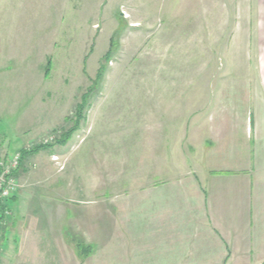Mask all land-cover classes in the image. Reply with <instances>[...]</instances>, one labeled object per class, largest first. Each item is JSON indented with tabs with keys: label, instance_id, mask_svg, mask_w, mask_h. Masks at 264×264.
I'll return each mask as SVG.
<instances>
[{
	"label": "rangeland",
	"instance_id": "1",
	"mask_svg": "<svg viewBox=\"0 0 264 264\" xmlns=\"http://www.w3.org/2000/svg\"><path fill=\"white\" fill-rule=\"evenodd\" d=\"M246 1L0 0V156L51 145L20 160L18 192L6 202L13 216L0 236L8 222L37 220L62 224L39 236L97 245L101 226L105 233L99 143L112 126L142 146L163 136L149 125H167L173 134L187 125V144L204 148L217 130L242 138L244 112L263 94L264 67V20L246 19ZM81 105L79 130L59 144L79 123ZM135 152L118 161L127 188L130 172L143 177L148 169L147 149ZM174 165L168 175L177 174ZM89 253L96 256L0 255V264L123 263L114 251Z\"/></svg>",
	"mask_w": 264,
	"mask_h": 264
},
{
	"label": "crops",
	"instance_id": "2",
	"mask_svg": "<svg viewBox=\"0 0 264 264\" xmlns=\"http://www.w3.org/2000/svg\"><path fill=\"white\" fill-rule=\"evenodd\" d=\"M246 3L250 6L246 19L264 20V0ZM261 69L263 94L255 98L260 102L257 108L244 112L248 124L239 128L242 138L236 137V131L217 130L211 145L204 148L202 143L198 147L187 144V125L184 134L182 126L173 134L167 125H149L151 133L163 136L157 140L154 135L155 139L142 146L133 137L120 135L119 126L110 128L111 137L104 136L99 143V191L105 198L99 211L105 219V233L101 226L97 245L89 242V247H82L73 236L37 234L50 227L59 230L62 224L56 222L13 220L1 233L0 255L96 256L83 254L89 250L99 251V256L114 251L112 256H119L122 264H264V67ZM198 113H180V118L185 122L187 116ZM153 115L166 117L171 112ZM192 129L197 130V125ZM140 147L147 149L148 169L143 177L136 176L137 170L130 172L127 183L131 187L127 188L121 183L118 161L137 157L135 150ZM174 162L178 172L168 175L167 167ZM112 229L115 250L109 245Z\"/></svg>",
	"mask_w": 264,
	"mask_h": 264
},
{
	"label": "built area",
	"instance_id": "3",
	"mask_svg": "<svg viewBox=\"0 0 264 264\" xmlns=\"http://www.w3.org/2000/svg\"><path fill=\"white\" fill-rule=\"evenodd\" d=\"M20 160L19 154L0 156V228L3 227L5 219L11 216L10 209L5 205L18 192L15 173L19 169Z\"/></svg>",
	"mask_w": 264,
	"mask_h": 264
},
{
	"label": "trees",
	"instance_id": "4",
	"mask_svg": "<svg viewBox=\"0 0 264 264\" xmlns=\"http://www.w3.org/2000/svg\"><path fill=\"white\" fill-rule=\"evenodd\" d=\"M50 72V68L48 69V73ZM101 77V76H100ZM84 99V98H83ZM80 114H79V123H77L72 129H70L69 131H67L62 137L61 139V142H59V144H62V145H66L70 139L73 137V135L79 130L80 128V122H82V112H83V106L81 105L80 109ZM78 120V119H77ZM58 143V142H57ZM51 145H39V146H36L30 150L28 149H24L21 151V161H22V165H23V162L26 160L27 157L31 156V155H35V153L37 154L38 152H40L41 150H44L46 148H49ZM5 207H9L8 206V203H6ZM10 209V208H9ZM1 229V228H0Z\"/></svg>",
	"mask_w": 264,
	"mask_h": 264
}]
</instances>
